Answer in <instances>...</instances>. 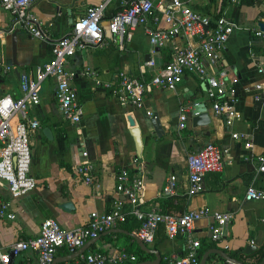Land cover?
I'll list each match as a JSON object with an SVG mask.
<instances>
[{
    "label": "crops",
    "instance_id": "obj_1",
    "mask_svg": "<svg viewBox=\"0 0 264 264\" xmlns=\"http://www.w3.org/2000/svg\"><path fill=\"white\" fill-rule=\"evenodd\" d=\"M101 1L38 0L32 4L30 10L47 29L48 41L33 38L20 29H11L9 15L0 7V95L17 97L19 75L32 74L35 67L46 62L50 57V42L65 34L85 7ZM180 1L210 20L224 16L235 25L220 59L227 73L228 89L235 96L231 103L234 114L229 123L224 122V116L212 114L211 100L206 96L204 85L193 74H185L173 89L152 87L144 94L142 108L121 104L105 88L115 80L118 72L137 75L148 59L159 64L168 59L173 46L185 44L177 38L152 48L146 32V27H154L150 21L146 27H135L129 39L123 37L120 41L117 36L106 34L100 46L76 49L64 69L73 75L70 84L81 107L80 120L72 124L60 117L54 99L55 79H44L40 84L38 104L27 111L28 116L39 123L29 134L30 174L35 179V187L12 198L0 192L1 200L8 204L0 216V250L16 239L36 235L44 218L73 229L83 226L91 211L106 212L115 206L125 210L126 202L115 190L117 173L125 168L129 176L141 178L142 210L178 214L203 207L211 213L231 214L219 241L208 238L209 219L196 221L192 237L200 241L199 260L205 250L215 248L229 257H237L235 259L244 264L260 261L249 254L264 250V201H244L242 195L248 185L264 186V173L256 171V156L264 152V76L256 72L258 66H264V39L253 34L259 29L258 23H264V0ZM122 4L123 0H108L103 8L102 23ZM157 27L164 28L165 24L160 21ZM6 66L10 69L4 71ZM155 69H146L145 78ZM200 101L205 104L210 121L193 126L191 104ZM182 106L186 119L184 127L179 129L178 114ZM146 111L157 117L162 130L159 135L153 132L148 122L151 116ZM43 127L50 130V139L44 136ZM232 133H237L238 138L231 137ZM244 140L249 142L248 146L243 145ZM205 143L225 149L222 167L203 175L201 192L187 195L185 157ZM85 162L93 167L92 184H84L76 173V167ZM170 174L175 177V189L171 195L161 196L160 189ZM166 198L170 200L163 207ZM67 201L72 207L64 210L61 205ZM6 213L11 217L5 218ZM136 228V220L128 217L125 222L115 223L85 242L86 246L78 255L72 254L76 250L70 252L60 247L53 258H66L55 264H86L83 256L87 253L109 254L120 249L136 257L133 263L120 264L153 259L154 255L141 251L129 235L135 234ZM245 245L254 248L244 253ZM145 246L157 251L160 264L162 256L180 255L184 251L185 237L180 233L167 237L163 225L159 224L153 241ZM224 263L229 262L216 253H209L203 264ZM8 264H37L36 252L27 249L11 255Z\"/></svg>",
    "mask_w": 264,
    "mask_h": 264
},
{
    "label": "built area",
    "instance_id": "obj_2",
    "mask_svg": "<svg viewBox=\"0 0 264 264\" xmlns=\"http://www.w3.org/2000/svg\"><path fill=\"white\" fill-rule=\"evenodd\" d=\"M37 1L0 0V7L8 13L11 29H20L33 38L48 41L47 29L30 10V6ZM107 1L85 7L65 34L50 42L49 59L35 67L32 74L19 75L17 97L0 95V192H5L10 198L22 195L35 187V179L30 174L29 134L39 127V123L34 117H29L27 111L39 102L41 82L48 77L55 79L54 99L57 111L63 120L77 124L81 117V107L77 101V93L70 84L73 75L65 71L64 65L76 49L100 46L106 34L117 36L120 41L123 37L129 39L135 27H146L147 21H150L154 27H146V32L152 48L164 46L177 38L185 42L183 46H173L168 59L159 64L153 59L145 61L137 75L118 72L115 80L105 85V88L116 96L121 104L142 108L144 94L149 89H173L185 74H193L204 85L215 117L224 116V122L229 123L234 114L231 103L235 96L228 89L227 73L220 63L226 39L235 27L233 22L224 16L210 20L207 16L191 10L180 0H123L122 6L111 13L103 24V8ZM240 1L243 0H228L230 3ZM160 21L165 24L164 28L157 27ZM253 34L264 39V31L255 29ZM148 68L156 69L149 78H145ZM9 69L10 67L6 66L4 71ZM256 72L264 76V66H258ZM262 80L264 85V78ZM146 114L151 116L150 111H146ZM185 119V107L182 106L178 114L179 129L184 127ZM231 137L237 139L238 134L232 133ZM248 144V141H243L244 146ZM225 152V149L213 143H205L198 150L187 153V195L203 190V175L221 169ZM132 160L135 162L137 159L134 157ZM256 160V171L264 173V152L258 154ZM76 173L84 184L93 183L91 163L78 165ZM175 186L174 175H168L160 189V195H171ZM141 189V178L131 177L125 168H121L117 173L115 190L123 196L127 205L125 210L115 206L106 212L91 211L86 223L73 229L63 228L55 220L44 218L39 223L36 235L16 239L4 250H0V264H8L10 255L27 249L36 252L37 264H50L58 248L64 247L73 252L115 223L125 222L128 217L136 220L135 235L144 244L153 241L154 231L159 224L163 225L167 237H173L177 233L185 237L184 251L180 255L162 256L160 264H198L197 250L200 241L192 237L196 221L209 219L208 238L211 241H219L224 227L231 220V214L228 212L211 213L203 207L178 214L155 209L142 210ZM242 197L244 201H264V186L248 185ZM7 208V202L0 198V216ZM5 216L10 218L11 214L6 213ZM83 260L86 264H120L133 263L136 257L133 253L120 249L109 254L87 253Z\"/></svg>",
    "mask_w": 264,
    "mask_h": 264
},
{
    "label": "water",
    "instance_id": "obj_3",
    "mask_svg": "<svg viewBox=\"0 0 264 264\" xmlns=\"http://www.w3.org/2000/svg\"><path fill=\"white\" fill-rule=\"evenodd\" d=\"M258 27L260 30L264 31V23H258ZM14 32L11 34L12 39L14 38ZM192 117H191V123L193 126L196 125H204L207 124L210 121V118L208 116V113L206 111V106L205 104L200 101V102H194L191 104V110H190ZM149 124L152 127L153 132L156 135H159L161 133V127L159 125V122L157 120V117L153 114L149 119H148ZM42 132L44 134V136L47 139L51 138V133L50 130L47 127H43L42 128ZM133 133L135 134V130H133ZM133 134V135H134ZM72 205L69 201L63 203L61 205V208H63L64 210H69L71 209ZM129 235L134 239L135 243L138 245V247L140 248L141 251L145 252V253H151L154 255V258L151 260H142V261H137L134 264H159V254L157 253V251L153 250V249H149L148 247L145 246V244L135 235V234H131L129 233ZM87 243H84L81 247H79L78 249H76V251L74 253H72L74 256L78 255L79 253H81L84 249V247L86 246ZM254 248V246L252 245H245L243 252L244 253H248L251 251V249ZM209 253H216L217 255H219V257L229 263L232 264H243L242 261L229 257L226 253H224L222 250L220 249H207L205 250L201 257L200 260L198 262V264H203L205 262V259L207 257V255ZM71 254V255H72ZM71 255H67V256H71ZM72 255V256H73ZM11 257V255H10ZM62 258H66V256L64 257H57V258H53L50 262V264H55L56 261L62 259ZM256 264H264V256L260 259V261Z\"/></svg>",
    "mask_w": 264,
    "mask_h": 264
},
{
    "label": "trees",
    "instance_id": "obj_4",
    "mask_svg": "<svg viewBox=\"0 0 264 264\" xmlns=\"http://www.w3.org/2000/svg\"><path fill=\"white\" fill-rule=\"evenodd\" d=\"M169 200H170V198H166V199H163V207H164V205H166V203L167 202H169ZM163 212H167L166 210H163ZM198 255V257L200 256V252H198L197 253ZM255 255L256 256V259H257V262L260 260V258L264 255V250L262 251V250H258V251H255V252H253V253H251V254H249V255ZM231 257H233V256H231ZM142 257L141 256H139L138 257V259L140 260ZM234 258V257H233ZM235 258H237V257H235ZM243 262V264H244V261H242ZM224 264H229V263H224Z\"/></svg>",
    "mask_w": 264,
    "mask_h": 264
},
{
    "label": "rangeland",
    "instance_id": "obj_5",
    "mask_svg": "<svg viewBox=\"0 0 264 264\" xmlns=\"http://www.w3.org/2000/svg\"><path fill=\"white\" fill-rule=\"evenodd\" d=\"M30 153H31V149H30Z\"/></svg>",
    "mask_w": 264,
    "mask_h": 264
}]
</instances>
